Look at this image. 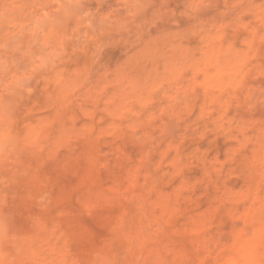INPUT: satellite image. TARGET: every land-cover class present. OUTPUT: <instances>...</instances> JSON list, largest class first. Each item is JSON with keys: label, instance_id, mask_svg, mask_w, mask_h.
Wrapping results in <instances>:
<instances>
[{"label": "clouds", "instance_id": "1", "mask_svg": "<svg viewBox=\"0 0 264 264\" xmlns=\"http://www.w3.org/2000/svg\"><path fill=\"white\" fill-rule=\"evenodd\" d=\"M0 264H264V0H0Z\"/></svg>", "mask_w": 264, "mask_h": 264}]
</instances>
